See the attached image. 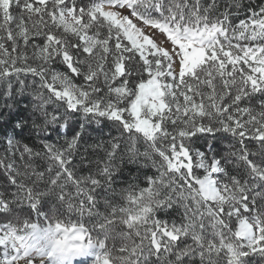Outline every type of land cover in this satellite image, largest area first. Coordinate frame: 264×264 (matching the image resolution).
<instances>
[{
    "label": "snow or ice",
    "instance_id": "snow-or-ice-1",
    "mask_svg": "<svg viewBox=\"0 0 264 264\" xmlns=\"http://www.w3.org/2000/svg\"><path fill=\"white\" fill-rule=\"evenodd\" d=\"M0 264H264V0H0Z\"/></svg>",
    "mask_w": 264,
    "mask_h": 264
}]
</instances>
